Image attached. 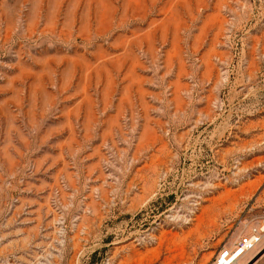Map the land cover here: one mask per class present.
I'll return each instance as SVG.
<instances>
[{
    "label": "rangeland",
    "instance_id": "1",
    "mask_svg": "<svg viewBox=\"0 0 264 264\" xmlns=\"http://www.w3.org/2000/svg\"><path fill=\"white\" fill-rule=\"evenodd\" d=\"M263 211L264 0H0V264H212Z\"/></svg>",
    "mask_w": 264,
    "mask_h": 264
},
{
    "label": "built area",
    "instance_id": "2",
    "mask_svg": "<svg viewBox=\"0 0 264 264\" xmlns=\"http://www.w3.org/2000/svg\"><path fill=\"white\" fill-rule=\"evenodd\" d=\"M264 239V211L247 233L242 234L231 247L222 248L212 264H237L248 253L254 251Z\"/></svg>",
    "mask_w": 264,
    "mask_h": 264
}]
</instances>
